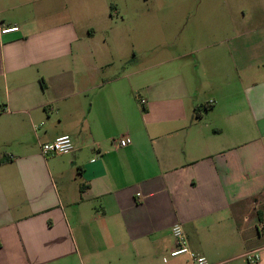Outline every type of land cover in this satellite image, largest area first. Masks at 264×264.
I'll use <instances>...</instances> for the list:
<instances>
[{"label": "crops", "instance_id": "crops-1", "mask_svg": "<svg viewBox=\"0 0 264 264\" xmlns=\"http://www.w3.org/2000/svg\"><path fill=\"white\" fill-rule=\"evenodd\" d=\"M110 8L0 0V264H194L175 225L210 264H264V18L210 12L199 64L143 71Z\"/></svg>", "mask_w": 264, "mask_h": 264}, {"label": "rangeland", "instance_id": "rangeland-1", "mask_svg": "<svg viewBox=\"0 0 264 264\" xmlns=\"http://www.w3.org/2000/svg\"><path fill=\"white\" fill-rule=\"evenodd\" d=\"M105 2L111 6L114 15L111 25L118 24L124 27L123 33L136 45L141 55L140 68L143 71L154 62L163 66L168 64L172 68H177L185 62H191V65L199 64L195 56L199 57V54L201 56V51H198L199 42L201 43V18L210 12L221 18H230V7L235 6L238 11L245 9L257 24H260V21H257L259 18H264V7L262 8L264 0H105ZM253 42H257L254 47L260 44L259 41ZM191 52L194 54L188 56L186 60L175 59L182 54L190 55ZM149 57L155 61L150 62ZM202 112H205V109Z\"/></svg>", "mask_w": 264, "mask_h": 264}, {"label": "built area", "instance_id": "built-area-1", "mask_svg": "<svg viewBox=\"0 0 264 264\" xmlns=\"http://www.w3.org/2000/svg\"><path fill=\"white\" fill-rule=\"evenodd\" d=\"M19 31L18 27H7L2 29L3 34L13 33ZM141 104L145 105L146 101L141 100ZM121 147H127L132 144V139L128 136L122 137L119 141ZM75 149L74 140L70 135H63L58 137L53 142L47 143L42 146V153L45 156H64L71 154ZM173 235L175 238V246L170 252L171 258H177L181 256L188 257L194 264H210L208 260L195 252H193L188 245L187 237L180 225L173 227ZM246 258L252 262L259 260L257 251L248 252L245 255ZM220 264H227L226 262Z\"/></svg>", "mask_w": 264, "mask_h": 264}, {"label": "trees", "instance_id": "trees-1", "mask_svg": "<svg viewBox=\"0 0 264 264\" xmlns=\"http://www.w3.org/2000/svg\"><path fill=\"white\" fill-rule=\"evenodd\" d=\"M196 114H197V116L200 117V115H199V114H200V109H199V107L196 108Z\"/></svg>", "mask_w": 264, "mask_h": 264}]
</instances>
